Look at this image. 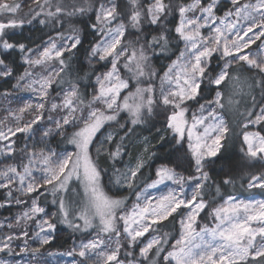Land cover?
Returning <instances> with one entry per match:
<instances>
[{"label":"snow or ice","instance_id":"obj_1","mask_svg":"<svg viewBox=\"0 0 264 264\" xmlns=\"http://www.w3.org/2000/svg\"><path fill=\"white\" fill-rule=\"evenodd\" d=\"M0 83V264H264V0H0Z\"/></svg>","mask_w":264,"mask_h":264},{"label":"trees","instance_id":"obj_2","mask_svg":"<svg viewBox=\"0 0 264 264\" xmlns=\"http://www.w3.org/2000/svg\"><path fill=\"white\" fill-rule=\"evenodd\" d=\"M22 35L23 36L33 35L35 37H39L40 32L37 31V26H35V25L26 26L25 29L23 30ZM20 70L22 71V69H20ZM5 88H10V83L8 85H4V84L0 83V91L4 90ZM157 126H159V125H157ZM106 131L115 132V131H117V129L114 126L111 129L106 128L105 133H106ZM119 134L123 135V132L121 131ZM155 135H156V133H155L154 128H150L148 126L137 127L135 134H133L131 136V139L125 141V144L127 147V155H125L123 157V159L119 163L116 164V167L123 169V166L125 164H127L130 159H131L132 163L135 162V157L138 156L142 152V149H143L142 141H143L144 137H148V139L151 141V143L153 145H157V140L153 139V137ZM153 150L158 151V156H159V153L163 151L162 149L158 148V145H157V148H155ZM162 160H163V157H160V158H157V159L150 161L149 166H147L143 170V172H144L143 178H147L150 175H152V173L154 172L155 166L159 165L162 162ZM104 166L108 167L109 165L105 164ZM153 178H154V176H153ZM105 182L107 183V177H105ZM109 186L111 187V185H109ZM3 197H4V190L0 191V201L3 200ZM0 211L2 214L9 216L10 212L12 211V206L10 208L9 207L0 208ZM59 228L65 229L64 226H59ZM177 228H178V225H177ZM59 233H61V230L59 231ZM71 244H72V239L69 236V232H67L66 234H64V236L58 237V239L53 242L52 248H53V250L59 249V250L63 251V250H67L68 248H70Z\"/></svg>","mask_w":264,"mask_h":264},{"label":"rangeland","instance_id":"obj_3","mask_svg":"<svg viewBox=\"0 0 264 264\" xmlns=\"http://www.w3.org/2000/svg\"><path fill=\"white\" fill-rule=\"evenodd\" d=\"M255 47V46H253ZM17 96L21 97L23 100H29V99H32V100H35V97L31 96L29 93H17L16 94ZM19 106V102L17 101L16 97H13L12 98V103L10 105H7V104H4V103H0V117L4 116L6 113L4 112V108L5 107H11V108H16ZM69 150H71V147L69 146ZM2 191V190H0ZM153 192L154 195H159L160 192H166L167 189L161 185L160 188L158 190H151ZM51 210H55V209H51ZM18 212V209L17 207L15 206H12V211L10 212V215L9 216H6L4 214L1 213L0 211V221H4L6 217H11L15 214H17ZM63 226V225H61ZM61 230V233H57L58 237H61V236H64V234H66L68 232V230L65 228V229H60ZM60 234V235H59ZM31 243V241H30ZM19 259V258H18ZM52 259V258H50ZM59 259V264H71V257H61V258H58ZM55 264V262H54Z\"/></svg>","mask_w":264,"mask_h":264}]
</instances>
